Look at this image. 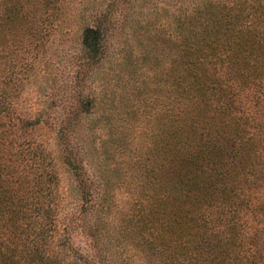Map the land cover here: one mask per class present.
Wrapping results in <instances>:
<instances>
[{
	"label": "trees",
	"instance_id": "trees-1",
	"mask_svg": "<svg viewBox=\"0 0 264 264\" xmlns=\"http://www.w3.org/2000/svg\"><path fill=\"white\" fill-rule=\"evenodd\" d=\"M123 1L79 11L70 89L27 116L24 83L71 0H0V264H264V0H169L139 26L159 76L127 179L119 167L96 179L65 128L55 155L33 134L56 106L66 128L91 122L83 76L107 60Z\"/></svg>",
	"mask_w": 264,
	"mask_h": 264
},
{
	"label": "rangeland",
	"instance_id": "rangeland-1",
	"mask_svg": "<svg viewBox=\"0 0 264 264\" xmlns=\"http://www.w3.org/2000/svg\"><path fill=\"white\" fill-rule=\"evenodd\" d=\"M109 1L71 0L70 5L63 9L65 15L52 34L45 38L47 43L40 47L42 51L38 53L41 56L40 62L31 66L33 70H29L30 76L24 83L19 97V108L23 114L32 116L42 108L44 94L57 100L55 96L70 89L75 70L73 62L81 54L79 42L84 21L78 16L79 11L85 16L91 7L104 6ZM167 2L169 0H124L123 4L116 7L117 14L125 16L124 26L121 29V24L109 32L105 40L107 60L91 66L83 76L84 90L92 94L95 100L91 122L85 121L83 124L81 119L79 126L77 124L66 128L61 123V120L67 118L66 113L56 106L49 111V116L55 118L53 125L41 124L33 133L39 136L38 140L51 154L55 155L57 151L53 129L59 126L65 128L64 142L68 147L73 145L76 148L78 144H82V160L87 163L88 170L96 179L99 176L113 178L115 175L105 172L112 171L115 167L121 168L127 179V172H130L129 161L135 155L142 154L148 144L145 134L148 135L152 130L149 118L152 110L149 107L155 97L151 87L155 85L153 79L159 76L155 66L143 59L147 51L153 50L151 45L154 43L147 36L141 39L136 33L146 21L150 24L155 22L157 16L155 19L154 8L166 7ZM160 22H163L162 18ZM160 68H166L164 60ZM84 125L93 127L94 131L86 133L88 131ZM59 169L60 186L63 187L67 179L64 170ZM101 191L103 192L102 187ZM121 191L116 190L115 194L123 200L125 195ZM122 200L116 199V202L120 205ZM73 244L87 250L80 238L74 239ZM99 262L105 264L106 260L100 259Z\"/></svg>",
	"mask_w": 264,
	"mask_h": 264
}]
</instances>
